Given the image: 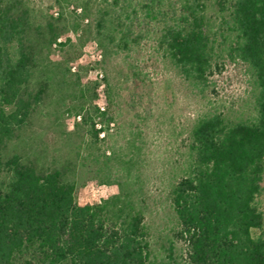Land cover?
I'll return each mask as SVG.
<instances>
[{"label": "trees", "instance_id": "1", "mask_svg": "<svg viewBox=\"0 0 264 264\" xmlns=\"http://www.w3.org/2000/svg\"><path fill=\"white\" fill-rule=\"evenodd\" d=\"M210 1L217 32L205 15ZM156 2L147 0L149 16ZM156 13L165 20L159 44L184 79L205 83L219 35L230 39L229 52L247 65L258 89L252 121L214 114L191 131V159L169 198L186 244L181 264H264L256 203L264 181V0H183L178 14ZM29 24L18 1L0 0V264H152L143 201L129 180L112 179L117 194L79 205L68 164L46 167L29 152H9L45 92L41 84L29 91L39 57ZM97 123L89 124L95 138L104 131Z\"/></svg>", "mask_w": 264, "mask_h": 264}, {"label": "rangeland", "instance_id": "2", "mask_svg": "<svg viewBox=\"0 0 264 264\" xmlns=\"http://www.w3.org/2000/svg\"><path fill=\"white\" fill-rule=\"evenodd\" d=\"M16 1L39 52L29 91L41 84L45 92L9 152H29L46 167L68 164L79 205L117 194L112 179L129 180L130 191L143 201L150 262L181 264L186 244L177 235L169 198L191 159V131L214 114L252 121L258 89L251 71L229 52L230 39L217 35L205 83L183 78L159 44L165 20L156 13L178 14L183 0H158L156 16L147 14V0ZM206 7L217 32L213 1ZM51 34L58 36L48 46ZM91 122L104 130L96 138ZM256 203L264 235V181Z\"/></svg>", "mask_w": 264, "mask_h": 264}]
</instances>
